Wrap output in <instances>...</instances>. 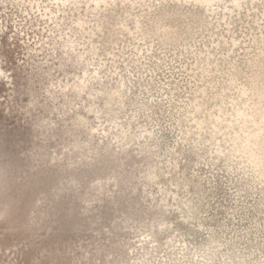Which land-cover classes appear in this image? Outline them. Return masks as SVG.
Listing matches in <instances>:
<instances>
[{
  "label": "rangeland",
  "instance_id": "1",
  "mask_svg": "<svg viewBox=\"0 0 264 264\" xmlns=\"http://www.w3.org/2000/svg\"><path fill=\"white\" fill-rule=\"evenodd\" d=\"M0 264H264V0H0Z\"/></svg>",
  "mask_w": 264,
  "mask_h": 264
},
{
  "label": "bare ground",
  "instance_id": "2",
  "mask_svg": "<svg viewBox=\"0 0 264 264\" xmlns=\"http://www.w3.org/2000/svg\"><path fill=\"white\" fill-rule=\"evenodd\" d=\"M1 69V68H0ZM0 72H2L1 70H0Z\"/></svg>",
  "mask_w": 264,
  "mask_h": 264
}]
</instances>
